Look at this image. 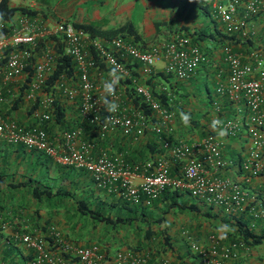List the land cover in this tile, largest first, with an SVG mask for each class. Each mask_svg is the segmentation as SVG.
<instances>
[{
    "label": "built area",
    "instance_id": "obj_1",
    "mask_svg": "<svg viewBox=\"0 0 264 264\" xmlns=\"http://www.w3.org/2000/svg\"><path fill=\"white\" fill-rule=\"evenodd\" d=\"M209 2L226 34L247 42L249 38L254 39L255 22H261L260 27L264 30V0ZM4 27L7 30H3ZM51 33L58 35L64 52L72 58L78 89L67 88L64 93L68 99L78 95V112L95 122L100 133L117 128L126 136L142 135L145 129L154 135L163 134L162 151L140 165H126L119 156L103 149L93 153L89 141L77 142L81 132L78 126L61 131L63 148L60 146V149L41 126V122L51 116L52 92L40 95L31 112L35 122L29 125L0 113V137L8 143L19 142L27 149L55 156L62 163L84 168L96 185L122 194L131 203H149L164 187H168L185 190L204 203L221 205L228 212L238 211L264 222V47H260L261 42H247L244 53L225 45L222 59L226 62V77L214 86L216 95H225L234 105V114L222 120L227 133L242 132L246 135L247 148L240 162V175L231 178L210 174L198 162L204 159L215 168L226 164L221 157L222 140L213 131L209 130L200 137L171 140L169 135L173 133V126L169 121L172 111L154 98L147 86L136 85L135 90L147 105L148 113L142 110L134 114L127 112L117 102V90L114 99L119 108L116 112H109L97 95L103 81L95 82L89 76V68L95 66V55L107 67H115L118 73L126 71L123 60L127 57L139 62L143 73H148L154 62L161 59L164 72L184 79L207 61L202 49L184 33L173 35L159 47L151 45L140 49L119 34L107 38L90 36L69 21H58L47 27L39 20H29L25 16H19L13 22L0 19V103L16 97L18 89H10L6 81L23 73L38 38ZM54 58L55 40H43L39 56L33 62L31 78L24 88V99L34 97V92L52 69ZM92 105L91 110L85 111ZM211 107L220 110L218 99H212ZM163 151H167L169 156L166 157ZM198 154L200 156L197 157ZM171 160L178 161L179 175L169 174ZM138 168L141 169L140 179L134 182L131 177ZM251 177L260 178V182L257 187L247 189L245 184L251 183ZM2 212L0 208V264L10 261L12 247L20 249L23 264H173L167 258L155 256L142 248L121 246L107 253L97 242L74 245L54 225H48L47 231L42 232L38 227H28L18 216L5 218ZM188 242L199 264H223L225 259H234L238 255L241 245L237 240L220 243L214 237L209 238L207 245Z\"/></svg>",
    "mask_w": 264,
    "mask_h": 264
},
{
    "label": "crops",
    "instance_id": "obj_2",
    "mask_svg": "<svg viewBox=\"0 0 264 264\" xmlns=\"http://www.w3.org/2000/svg\"><path fill=\"white\" fill-rule=\"evenodd\" d=\"M70 1L71 0H65V6L69 5ZM99 2L100 5L95 7V9L91 10L90 12L85 11L79 16L74 17L71 16L72 10H69L68 12H65L63 16H60L55 22H52L49 21L44 12L34 7V0H27L24 3L18 2L17 4L27 5L31 8H35L37 13L35 15L28 16L25 14H15L12 18L15 20L19 16H25L29 20H39L47 27H52V25H54L56 22L63 20L70 22L83 21L101 29L115 27L123 22L128 21L132 24L133 28L139 35V39L136 42L131 41L132 35L129 33H126L127 35H124L123 39L128 43L134 44L140 49H147L151 45L159 47L173 35L185 33L186 28L190 31H193L194 35H192L191 41L199 45V47L205 53L207 61L201 63L196 68L195 72L185 79H177L172 76H168L166 78L153 76L152 85L158 90L166 89V93L169 91L172 96L173 94L171 92L174 93V98L172 97L173 99L171 100L173 101L171 102L172 106L170 107V110L172 111V117L169 121L173 126V133L171 135L173 140L176 139L175 136H179V138L200 137L209 130L217 134V131L213 130L210 126L212 120L218 118L222 121L228 115L232 113L234 114V105L225 95H216L214 93V89H212L211 93L207 82L210 81L213 83V86H215L216 84L225 80L227 71L226 62L222 59L223 47L225 45H229L231 49L244 53V50L247 49V42L242 40L237 41L223 31L221 22L215 16L214 11L210 6L209 0H150L146 3H143L141 14L134 19L130 18L129 16L134 10V6L130 5L129 3L126 5L123 0H99ZM259 20L261 21V17ZM11 21L13 20L10 19V22ZM159 21L160 23L155 27V22ZM260 24L261 22H255L256 29H254V39L249 38V41L250 43L253 41H259L262 43L260 47H264V30L263 27H260ZM219 32L223 34H220ZM53 34L54 33L46 34L43 37H48L49 35ZM101 37L107 38L109 36ZM40 50L41 46L38 47V54L36 56L37 58L39 56ZM94 59L96 64L94 67L89 68V76L98 83L100 81L104 82L108 80L110 78V73H108L109 67L107 68L106 65L96 56ZM124 61L129 63L130 66H126V71L124 73L117 72L122 77L119 80V84L116 88L118 92L117 102L121 107H124L127 112L134 114L141 111L142 108L137 107L132 100L133 95L129 94L128 92L129 83H126V79H130V82L132 81L134 87L136 85L142 84L149 88V83L146 81L149 73L145 74L141 72L139 68L140 63L134 61L130 57L125 58ZM161 65L162 60H156L151 67V72L160 70ZM21 77H24V71L19 75L13 76L10 80H7L6 86L10 89H18L20 84H22V81L19 83H17V81L18 78ZM57 81V83L54 84L53 90L64 105V121L63 125H61L57 124L53 120H50L47 122L48 128H46V130L51 141L57 144L60 149L61 147L63 148L62 139L60 137L61 131L66 128H71L75 125H80L82 127L81 133L77 137V142H80V140L90 141L93 146L92 149L95 151L100 150V148L106 149L109 154L119 156V158L125 163H130L126 162L124 159L125 153L130 152L136 155L137 153L145 152V150L148 149L147 147H153V142L151 140L152 133L147 129H145L142 135L138 136L130 135L125 137L126 135L123 136L120 134L117 128L108 129L104 134H102V136L100 135V137L91 135V128L85 127L87 120H84L82 115L78 112V99H68L64 93V89L77 88V77L75 76L72 78L71 76H61ZM97 95L100 99L103 98V87L97 90ZM21 96L23 98V102L21 104L13 107L10 99L5 105L6 108H0V113L3 114V112H5V117L13 118L23 125H29L30 123L35 122V119L31 116V113H28L27 111L32 100L24 99V94H21ZM214 98L218 99V102L220 103L219 111H216L213 109V107H211L210 99ZM207 101L209 105L206 104ZM27 102L28 106L25 105ZM181 112L191 115V120L187 126L181 121ZM219 138L222 140L221 157L226 158L228 162L231 161V163L227 165L226 169L221 170L220 172H223V174L232 175V173L235 171V166L232 162L236 161L237 153L242 154L244 152V135L242 133L236 135L227 133L224 137ZM159 149L162 151L161 148ZM163 153L166 157L169 156L167 151H163ZM198 156L200 155L198 154L197 157ZM198 162L203 168L207 170L208 173H216L217 168L212 166L206 160L199 159ZM0 165L2 173L0 186L3 183V187L14 186L11 184L14 181H26L27 179H32L34 181L36 179L42 185H48L53 190L60 188V190L63 189L70 191L73 195L72 197L85 196L91 206L102 205L105 209L113 211L112 213H115L116 207L118 209L120 208V204H122L120 203V200L117 201L116 195L118 194L116 192L109 191L96 185L91 174L87 170L62 163L58 161L55 156L47 155L42 151L27 149L19 142L14 144L8 143L2 137H0ZM169 172L172 175H176L180 172L178 161L171 160ZM140 174L141 169H136L133 176L131 177L132 181H138L140 179ZM30 180L28 181L30 182ZM21 186L22 188H26L27 192L25 190L22 191L20 189ZM255 187H257V185L254 186L253 184L252 188ZM14 188L17 189L19 196H21L22 193H27V195L30 196V199H33L31 196L30 187L28 185H19ZM181 193L184 198L194 200L199 204L202 202L198 198L190 197L186 192ZM50 198H55L54 202L57 203L56 205H58L60 209L54 211L55 213L53 215L51 211L43 212L46 209L39 208V206L29 207L23 205L21 201L17 202L16 206L0 203V208H2V214L5 218L18 216L29 225H36L38 223L46 222L49 223V225H54L56 228H59V230L64 233L65 229H63V225L68 223L67 217H73L76 215V213H78L75 209V204L72 201V198H62L61 196L59 197L58 195H55V197H49L47 199ZM160 206L161 204H158V207ZM147 207L148 209L152 210L150 205ZM216 208V206L212 207L214 210ZM121 211L123 213V208H121ZM220 211L221 214L228 213L225 209L222 210L220 208ZM183 212H187L188 217H191V220L197 223L196 228H192L191 230L189 225H179V227L174 225V229L176 228V230L172 231L173 234L165 230L169 235L170 243L169 245L166 244L168 248L166 249L163 247V245L160 247L161 250L157 249L158 247H152L153 255L164 256L175 264H197L195 257L188 254L184 255V249L187 240L181 233V230L183 228L187 229L190 235L203 242L209 241L210 237H218L221 241H226L227 237L223 239L220 238L222 233L217 231L221 225L226 224L221 222V220L218 218L215 220H207L200 214L194 215L193 212ZM176 213L178 214V212H174L173 214L177 215ZM81 216H83L87 222L91 223L90 217L82 214ZM166 221L171 223V219L167 217V214ZM106 225L108 224H100V227L105 230ZM155 229L157 228L155 227ZM123 232L124 235L127 234L124 227ZM131 234H129V237L128 235L126 236L129 238L128 241H130V243L135 239L133 234ZM153 235L154 236H152V238L159 237L155 234ZM65 237L70 241L68 236L65 235ZM76 241V243H79L78 240ZM161 241L163 243V239H161ZM158 242L159 241H157V243ZM112 245L115 244L112 243ZM123 245L126 246L129 245V243L125 242ZM237 261L242 264H261L264 262V243L251 246L247 252L241 253L240 258Z\"/></svg>",
    "mask_w": 264,
    "mask_h": 264
},
{
    "label": "trees",
    "instance_id": "obj_3",
    "mask_svg": "<svg viewBox=\"0 0 264 264\" xmlns=\"http://www.w3.org/2000/svg\"><path fill=\"white\" fill-rule=\"evenodd\" d=\"M37 13V10L35 8H31L27 5H19V4H11L9 0H0V19L3 21H10L15 14H25V15H35ZM11 21V22H13ZM159 22H155V27L158 26ZM72 24L75 27L81 28L84 31H87L90 36L100 35V36H110L119 34L122 37L124 35H127L126 33H129L132 35L131 41L136 42L139 39V35L133 28L132 24L128 21L123 22L115 27H111L108 29H101L95 26H92L91 24L83 21H72ZM3 30H7V27H4ZM220 34H223L219 32ZM184 34H187L190 36V41L192 35H194L193 31H190L186 28V32ZM235 40H239L235 38L233 35H230ZM49 38L55 40V58H54V64L50 72L46 75V78L44 80V83L41 86L42 91L46 92H52L54 88V84L58 79H60L61 76H71L72 78L75 77L76 72L73 67V61L72 58L66 54L63 50V43L60 41L58 35L55 33L53 35H49L48 37H41V39H38L37 46H35L32 50V53L27 59L26 64L23 67L24 71V77L22 80V84L19 86V92L16 95L15 98L11 99V103L13 107L18 106L23 102V98L21 94L24 91V88L26 86L27 81L30 80L32 72H33V62L35 60V56H37L36 53H38V47L42 45L43 40H48ZM40 40V41H39ZM192 42V41H191ZM250 43V41H247ZM251 44V43H250ZM93 55V51L91 52ZM95 56V55H94ZM99 62V61H97ZM124 62V66L126 68L129 67V63ZM133 72V71H132ZM131 72V73H132ZM153 76H160V77H168L171 76L170 74L164 72L162 69L156 70L153 72H149V75L146 78L147 83H149V89L153 97H155L161 104L166 106L167 108H170L172 106L171 101L174 98L170 94L169 91H167L169 94L166 93V89L158 90L155 89L152 85L153 83ZM126 83H129L128 92L129 94L133 95V101L136 104L137 107H141L142 111L145 113L149 112V109L145 102L141 101V97L137 94L135 87L132 84V81L130 82V79H126ZM52 110H51V116L48 120L42 121L41 126L45 129L48 128L47 122L50 120H53L57 124L63 125L64 121V105L60 101V98L54 93L52 94ZM173 97V98H172ZM39 100V96H35L34 99H32V102L29 105V108L27 109L28 113H31L33 109L36 107L37 102ZM212 101V99H210ZM210 101V102H211ZM11 105V106H12ZM104 109L102 108V111ZM5 113H3L4 115ZM87 120V119H86ZM86 128L89 127L92 130L91 135L99 136L98 135V125L94 122L88 121L85 126ZM84 127V128H85ZM85 128V129H86ZM150 132V131H149ZM172 134L169 135V137L172 139ZM163 137V134L160 135H154L152 133V142L153 147H147L148 151L145 150V152L137 153L136 155L130 152H127L124 154L125 161L126 162H134V161H145L148 158H153V156L156 153H159L161 150V138ZM175 138H179V136H175ZM239 157L236 156V160L238 161ZM236 161V162H237ZM1 165H0V181L2 180L1 177ZM179 173H177L178 175ZM27 179L26 181H14L11 184L14 186L19 185H28L30 187L31 196L36 200H41L42 198H49V197H55V195L61 196L62 198H72V201L75 204V209L79 214L87 215L91 218V223L93 226L96 224L102 222L105 224H108L111 226L112 231L114 233H119V226H123L126 231V236L129 234H133L136 240L130 243L129 245L132 248H144L147 243H143V241H150L152 239L153 234L156 236H161L163 239V243L158 242L160 247L161 245H165L170 243L169 241V235L166 233L165 230L168 222L166 221V214L169 212H183V211H189L193 212L194 215L200 214L205 219H220L221 222H224V224L228 225L231 230L227 232V238L228 239H241L243 243H245L248 246L258 245L260 243H264V228H260V230L255 231L252 227L249 225V216L243 213H236V214H229V213H222L220 211L221 207H217L215 210L212 209L214 207L213 205H204L203 203H198L194 200H189L188 198H184L182 196V193L179 190L176 189H163L162 192L154 199H152V208H158L157 213H153L151 209H148V207L143 204L142 202L138 203H130L127 201V199L122 195L117 193V201L120 200V208L115 209V213H112L113 211H110L109 209H105L102 205H94L91 206L89 204V201H87V198L85 196H78V197H72V193L67 190H60V188H57L56 190H53L48 185H42L38 180H30ZM114 204V203H113ZM158 204H161L160 207H158ZM113 206V205H112ZM37 208V207H36ZM121 208H123V213L121 211ZM26 224H28L26 222ZM49 223H38L29 225L28 227H38L40 231L45 232L47 231ZM155 227L157 229H155ZM66 236H68L64 232ZM131 234V235H132ZM69 237V236H68ZM70 241L74 245H78L81 243H76V238L73 239V237H69ZM143 239V240H142ZM89 242L94 241H88L81 245H84ZM99 245H101L106 252L108 253L111 250L117 248L116 244L112 245L114 242H110L107 240H103L101 242H97ZM125 242H122V245ZM128 246V245H127ZM147 246V245H146ZM121 247V246H119ZM158 247L157 249L161 248ZM12 257H10V261H7L5 264H12ZM106 264H115V263H106Z\"/></svg>",
    "mask_w": 264,
    "mask_h": 264
},
{
    "label": "rangeland",
    "instance_id": "obj_4",
    "mask_svg": "<svg viewBox=\"0 0 264 264\" xmlns=\"http://www.w3.org/2000/svg\"><path fill=\"white\" fill-rule=\"evenodd\" d=\"M13 4H17L18 2L24 3L27 0H9ZM65 0H34V7L37 8L38 10L44 12L45 16L49 19V21L55 22L60 16H63L65 12H68L69 10H72V15L74 17L79 16L82 12H90L91 10L95 9V7L100 5L99 0H71L69 5L65 6ZM150 0H123L125 4L127 5L128 3L132 6H134V10L132 13L129 15L130 18L134 19L137 18L143 8V3H146ZM108 12V11H106ZM85 18V17H84ZM38 54V53H36ZM36 57V56H35ZM37 58V57H36ZM110 73V69L109 72ZM22 77L18 78L17 83L22 81ZM165 83V82H164ZM208 87L210 92L212 93V89H214L213 83L212 82H207ZM42 89H37L35 91V94H40L42 93ZM8 103V101H4L3 103H0V108L4 109L6 108L5 105ZM207 105H209L208 101L206 102ZM28 106V102L25 104ZM5 113V112H3ZM14 187L16 186H7L3 187V183L0 186V203H5L10 206H16L17 202H20L23 205L32 207V206H39V208L46 209L43 212L51 211L52 215L55 213L54 211L60 210L57 203L54 202V199H47L43 198L42 200H36V199H30V196L27 195V193H22L21 196H19L17 189ZM20 189L23 191L25 190L27 192L26 188L20 187ZM53 207V208H52ZM153 213H157L158 209L157 208H152ZM174 212H169L167 213V217L171 219V223L168 221V225L166 227L168 232L176 230L174 229V225H189V227L194 229L197 226V223L191 220V217H188L187 212H182V213H176L177 215L173 214ZM195 218V216H194ZM68 223L63 225V229L67 232L66 234L69 237H74L76 240H78L79 243L83 244L88 241H94V242H101L103 240L107 241H112L114 244L117 245V247L122 246V242L129 243L128 237L124 235L123 232V226H119L120 229L119 233H114L112 231V228L110 225H106V229L103 230L100 227V224L104 223H99L96 226L91 225L90 222H87L86 219L81 216V214L76 213L75 216L67 217ZM70 222V223H69ZM204 225V224H203ZM64 231V232H65ZM195 242H198L199 239L193 238ZM136 240V239H134ZM143 240V239H142ZM157 241L161 243V236L153 237L150 241H146V246L148 248L153 249L152 247H159ZM124 246V245H123ZM186 252V247L184 249V253ZM10 254L12 255L13 263L12 264H23V259L22 256L20 255V249L17 247H12L10 250Z\"/></svg>",
    "mask_w": 264,
    "mask_h": 264
},
{
    "label": "clouds",
    "instance_id": "obj_5",
    "mask_svg": "<svg viewBox=\"0 0 264 264\" xmlns=\"http://www.w3.org/2000/svg\"><path fill=\"white\" fill-rule=\"evenodd\" d=\"M63 21H67V20H63ZM70 22V21H69ZM72 23V22H71ZM193 43V42H192ZM198 45V44H197ZM199 46V45H198ZM94 58H95V56H94ZM157 60H159V59H157ZM100 61V60H99ZM54 64V63H53ZM95 64H96V62H95ZM107 67V66H106ZM92 68V67H91ZM108 68V67H107ZM108 69H110V78L108 79V80H106V81H104L103 82V92H104V96H103V98H102V103L106 106V108H107V110L109 111V112H116L117 110H118V108H119V104L116 102V100L114 99V97H115V94H116V88H117V86H118V84H119V80L122 78L118 73H117V69L115 68V67H113V68H108ZM162 69V68H161ZM151 71V70H150ZM149 71V72H150ZM148 72V73H149ZM148 73H145V74H148ZM76 77H77V75H75ZM173 77V76H172ZM46 78V77H45ZM185 79V78H184ZM58 82V81H57ZM56 82V83H57ZM44 83V82H43ZM42 83V84H43ZM55 83V84H56ZM142 85V84H141ZM42 86V85H41ZM41 86H40V89H41ZM148 88V87H147ZM54 89V88H53ZM76 89H78V86H77V88ZM149 89V88H148ZM149 91H150V89H149ZM46 92V91H45ZM42 93H44V91L42 92ZM42 93H40V94H35V92H34V97L35 96H39L40 97V95L42 94ZM52 94H54V90L52 91ZM139 95V94H138ZM140 96V95H139ZM34 97H32L31 98V100L32 99H34ZM110 97H112L113 99H110ZM78 99V95L76 94L75 96H74V98L73 99ZM155 98V97H154ZM90 99V98H89ZM141 100V99H140ZM92 107H93V105L90 107V108H87V109H85V111H88V110H91L92 109ZM104 109V108H103ZM229 116V115H228ZM82 118L84 119V120H88V121H90L87 117H85V116H82ZM180 118H181V121L187 126L188 124H189V122H190V120H191V115L190 114H188V113H185V112H181L180 113ZM91 122H93V121H91ZM95 123V122H94ZM75 126H78V127H80V128H82L80 125H75ZM75 126H73V127H75ZM211 128L213 129V130H216L217 131V135L219 136V137H224L226 134H227V128L225 127V126H223V122L220 120V119H213L212 120V122H211ZM72 128V127H71ZM118 131H119V129H117ZM106 132V131H105ZM105 132H103V133H100L99 132V128H98V135H99V137H100V135L102 136V134H104ZM120 132V131H119ZM81 133V132H80ZM240 133H242V132H238V133H236V134H240ZM121 134V133H120ZM236 134H233V135H236ZM243 135H244V133H242ZM123 135V134H122ZM123 136H125V135H123ZM125 137H128V136H125ZM90 142V141H89ZM91 143V142H90ZM244 143H245V148L243 149V153L242 154H240V153H237V155L236 156H238L239 157V159H238V161L236 162V161H234V162H232L233 164H234V169H235V171H234V173H232V175L231 174H223V172H220L221 170H224V169H226V167H227V165L229 164V163H231V161L230 162H228V160L226 159V158H224L225 160H226V164L223 166V167H218L217 169H216V175H221V176H229V177H231V178H236L237 176H239L240 175V172H241V167H240V162H241V160L243 159V157H244V155H245V151H246V148H247V144H246V135H244ZM92 144V143H91ZM221 145H222V143H221ZM221 145H220V148H221ZM93 147V146H92ZM100 149H103V148H100ZM103 150H105L106 152H107V150L106 149H103ZM99 151V150H98ZM92 152L94 153V152H97V151H95L94 149H92ZM108 153V152H107ZM222 156V155H221ZM148 159H150V158H148ZM147 160V159H146ZM124 162V161H123ZM144 161H142V162H139V161H134V162H131V163H125L126 165H130V164H133V163H136V164H138V165H140L141 163H143ZM66 164V163H65ZM69 165V164H68ZM72 166V165H71ZM75 167V166H74ZM170 167V166H169ZM79 168H81V167H79ZM84 169V168H83ZM169 174H170V172H169ZM179 174H180V172H179ZM178 174V175H179ZM172 175V174H171ZM177 175V174H176ZM251 183H243V184H245V186L247 187V189L248 188H251L252 189V185L254 184V186H256L259 182H260V178H258V177H251ZM166 188H168V187H164L163 189H166ZM162 189V190H163ZM169 189H171V188H169ZM162 190H161V192H162ZM176 190H179V189H176ZM180 192H186L185 190H179ZM113 192H115V191H113ZM160 192V193H161ZM117 193V192H116ZM159 193V194H160ZM187 193V192H186ZM158 194V195H159ZM188 194V193H187ZM157 195V196H158ZM189 195V194H188ZM156 196V197H157ZM190 196V195H189ZM156 197H154V198H156ZM190 197H192V196H190ZM154 198H152V199H154ZM192 198H194V197H192ZM152 199L149 201V203H143V204H145L146 206H151L152 204ZM201 200V199H200ZM127 201H129L128 199H127ZM202 201V200H201ZM130 202V201H129ZM200 202V201H199ZM131 203V202H130ZM200 203H203L204 205H209V204H211V205H213L214 207L216 206V207H221V209L223 210V208H224V206H219V205H215V204H212V203H204L203 201L202 202H200ZM228 212V211H227ZM172 213V212H171ZM229 214H236V213H240V212H228ZM249 219V225H250V227H252L255 231H258V230H260V228H264V222L263 221H261V220H253L252 218H248ZM230 230V227L228 226V225H221L218 229H217V231L218 232H221L222 233V235L220 236V238H226V236H227V231H229ZM167 233V232H166ZM181 233L185 236V239L187 240V242H186V244H185V247H186V252L184 253V255L185 254H188V255H190V256H193V257H195V259H196V262H197V264H199V259H198V257H197V255L194 253V252H192V251H190V249H189V247H188V241H195L193 238V236L192 235H190L189 233H188V231H187V229H185V228H183L182 230H181ZM168 234V233H167ZM216 238V237H215ZM161 239H162V237H161ZM220 243H226V242H229V241H231V240H237V241H240L241 242V245H239V247H238V251H239V253H238V255L234 258V259H225L224 261H223V264H242V263H240V262H238L237 260L240 258V256H241V253L243 252H247V250L251 247V246H248V245H246L245 243H243L242 242V240L241 239H228L227 238V240L226 241H221L218 237L216 238ZM162 242V241H161ZM143 243H146V241H143ZM197 243H201V244H203V245H207V243H208V241H205V242H203V241H198ZM123 246V245H122ZM148 246V245H147ZM123 247H130V248H132L130 245H126V246H123ZM160 247V246H159ZM163 247H165L166 249L168 248L167 247V245L165 244V245H163ZM142 249H146V250H148L151 254H153V249H151V248H148V247H144V248H142ZM187 255V256H188ZM161 256V255H160ZM164 257V256H163ZM166 258V257H165ZM168 259V258H167ZM169 260V259H168ZM237 261V262H236ZM169 262H171L170 260H169ZM172 263V262H171ZM173 264H175V263H173ZM243 264H245V263H243ZM261 264H264V262H262Z\"/></svg>",
    "mask_w": 264,
    "mask_h": 264
}]
</instances>
